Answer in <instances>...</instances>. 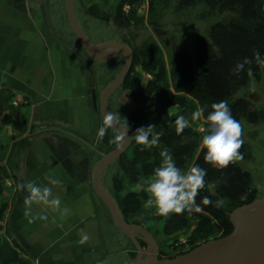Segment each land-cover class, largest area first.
<instances>
[{"label": "crops", "instance_id": "1", "mask_svg": "<svg viewBox=\"0 0 264 264\" xmlns=\"http://www.w3.org/2000/svg\"><path fill=\"white\" fill-rule=\"evenodd\" d=\"M66 9L65 0H0V238L19 250L23 264H117L115 221L93 186L115 135L112 128L102 140L97 135L104 119L92 93H102L100 68L83 56ZM89 22L94 35L102 26ZM86 36L95 45L114 41ZM27 182L52 187L60 199L56 211L33 204L32 215L47 220L24 216L28 193L20 185Z\"/></svg>", "mask_w": 264, "mask_h": 264}, {"label": "trees", "instance_id": "2", "mask_svg": "<svg viewBox=\"0 0 264 264\" xmlns=\"http://www.w3.org/2000/svg\"><path fill=\"white\" fill-rule=\"evenodd\" d=\"M172 1L149 0L147 19L138 13V0L119 1L115 7L113 18L107 12H104L106 15H101L98 12L95 16L106 22H113L121 28H130L132 32L144 23L157 29L159 23L156 18L162 11L170 7ZM176 1L179 8L192 9L205 3L210 9V14H215V9L219 8V10L230 11L233 15L213 23L207 28L205 34L194 35L190 47L177 45L174 58L170 63V71L167 70L156 43L150 42L138 46L131 42L129 45L124 41L132 48L134 62L142 60L143 68L153 75V79L146 82H143L139 76L130 81L128 88L135 108L131 111L129 120L133 122L134 127H139L137 124L145 127L154 124L156 125L155 131L163 130L164 133L160 138L159 145L153 148H143V146L137 145L135 140L132 141L130 147L134 148V156L129 158L128 164H137V170L132 169L148 178L161 164V150L167 148L177 167L182 171H187L193 165H199L206 169V186L196 197V203L204 209L203 212L170 214V217H174L175 224L171 223V219L165 221L164 230L168 232L169 228H172L171 225H175V229L181 226L190 229L195 224L196 232L207 234V230L208 232L211 230V225L221 222L219 225L225 227L224 235H227L233 230L230 213L237 207L255 200L253 197L255 191L249 186V176L237 165L236 161L223 170L215 169L205 163L204 151L199 150L198 133L186 128L183 133L177 135L175 124H173L175 118L170 112V108L178 106L181 108L180 115H184L186 111L191 114L197 104L204 109L203 115L206 119L212 111L213 103L227 101L232 116L241 123V118L247 111V104L244 98L232 101V96L239 88L246 85L249 77L259 78L264 74V67L258 65L254 59L256 51H259L261 58H264V0ZM126 5L130 8L127 13L124 11ZM244 58H248L252 63L246 64L242 71L234 74L232 70L235 65L238 62H243ZM249 71H251V75H249ZM130 75L124 83L128 81ZM241 149L240 151H242ZM126 153L127 151L119 158L122 165L123 163L127 165ZM138 154L139 158L144 156L143 158L146 160L139 163ZM213 182H217L214 189L215 195L208 188V185ZM245 194L246 199H241V196ZM206 196L211 199L212 204L204 205L202 203ZM117 199V203L129 223L140 225L149 230L143 223L131 220L123 198L119 196ZM218 199L225 201L224 207L217 208L215 206ZM194 221L196 223H193ZM15 256L16 254L12 253L8 243H3L1 240L0 259L2 258L5 264H11L16 261L13 259ZM7 259L11 261H7Z\"/></svg>", "mask_w": 264, "mask_h": 264}, {"label": "rangeland", "instance_id": "3", "mask_svg": "<svg viewBox=\"0 0 264 264\" xmlns=\"http://www.w3.org/2000/svg\"><path fill=\"white\" fill-rule=\"evenodd\" d=\"M66 1V0H65ZM121 0H74V11L76 18L83 29L84 32L91 39L98 41L105 40L106 38H112L114 41L120 43L127 42L129 45L136 44L142 46L146 43H156L158 49H160L161 56L163 58L164 64L168 71L171 70L170 63L174 58L175 48L177 45H184L190 47L191 40L196 34H205L207 28H209L213 23L225 18H229L233 15L230 11L215 9V14H210V9L206 4H200L192 9L179 8L177 1L173 0L170 7L161 12L156 20L159 23L157 29L152 28L148 23L140 25L138 28L134 29L133 32L130 28H121L113 22H106L104 20L98 19L95 15H103L104 12L111 15L113 18L115 14V7ZM138 13L139 15L147 16L149 14V0H138ZM129 6H125V13L129 11ZM93 10V11H92ZM117 10V8H116ZM92 12V13H91ZM106 15V13L104 14ZM67 24L72 27L69 22L67 9H66ZM92 20L95 25L102 26L97 27V33L92 35L93 28L91 22L87 23V20ZM83 24V26H82ZM93 25V24H92ZM94 25V26H95ZM108 25V27H106ZM96 27V26H95ZM99 28V29H98ZM109 29V31H108ZM72 33L76 34L73 27ZM129 46L128 44L124 43ZM130 47V46H129ZM131 48V47H130ZM132 49V48H131ZM83 56L89 61H94L100 68V91L102 92L120 73L125 65V59L119 58L110 62H98L94 60L85 50H81ZM142 60L135 61L134 66L128 81L122 84L115 93L110 97V112L119 113L120 123L122 125H128L129 134L131 142L134 141L133 134L138 127H134L132 121L129 120V115L131 111L135 108L133 98L129 92V83L132 78L139 76L143 82L149 79H153V75L145 70L141 64ZM246 85L239 88V90L232 96V101L240 98H244L247 104V111L245 115L241 118V125L243 127L242 139L244 141L242 151V160H237V165L248 174L249 176V186L255 191L254 198L260 199L264 198V74L257 77H249ZM255 96V99H252ZM109 104V102H108ZM200 108L197 104L194 111ZM170 112L176 119L181 113V108L178 106L171 107ZM189 111L184 113V116L189 120V129L192 132L198 133V140L201 142L202 136L205 134L201 132V128H206V119L204 115L201 119L193 121L191 119ZM175 121V120H174ZM173 124H175L173 122ZM139 127L142 125L137 124ZM114 135L117 133L112 129ZM194 138V137H191ZM190 140V139H189ZM121 142L114 144L113 149L119 147ZM127 150L125 159L127 160V165L119 161V158L110 163L103 172L104 187L106 192L118 202L117 197H121L124 200V204L128 209L129 218L131 220L143 223L151 231L154 239L158 245V256L160 259L174 258L185 254L197 246L205 243L209 240L221 238L225 236V227H220L219 223L215 222L211 225V230L207 234L203 232H196L195 224L188 229L187 227H179L175 229V225H171L166 232L164 230L165 221L171 219V223L175 224L174 217H162L155 214L156 209L145 208L144 202L149 198V194L140 191H131L132 187L140 181H144L145 185L148 179L152 176L150 175L146 178L143 174H138L136 172L137 164H128L129 158L133 157L134 148L129 147ZM139 154L137 160L139 163L146 160ZM135 168V169H132ZM139 169V168H138ZM101 205L109 211L108 207L100 199ZM118 204V203H117ZM119 206V205H118ZM120 207V206H119ZM122 211V210H121ZM110 212V211H109ZM231 214V213H230ZM193 223H196L194 221ZM116 225V238L118 239L116 250H115V263L117 264H130L135 261L139 253H143V258H145V253L149 249V244L143 240H138V246L134 243L132 238L122 229ZM0 238L3 243H8L12 253L16 254L17 257L16 264H23L22 258L19 256V250L15 248L14 245L10 244V241L3 236ZM206 239V240H205ZM1 241V240H0Z\"/></svg>", "mask_w": 264, "mask_h": 264}, {"label": "clouds", "instance_id": "4", "mask_svg": "<svg viewBox=\"0 0 264 264\" xmlns=\"http://www.w3.org/2000/svg\"><path fill=\"white\" fill-rule=\"evenodd\" d=\"M255 62L264 67V58H261L260 52L254 53ZM252 63L248 58H244L243 62H238L232 70L234 74L242 71L246 64ZM251 75V71H249ZM212 111L206 117V128H201V132L205 133L202 136L199 144V150L204 151L205 163L211 165L218 170L226 169L230 164L237 160H242L243 155L240 149L244 143L242 139L243 127L236 120L227 104V101H220L211 105ZM204 109L197 108L191 115L193 121L201 119ZM119 113H106L103 120V126L97 131L98 137L102 140L109 128H113L120 122ZM175 131L177 135L183 133L186 128L190 127L189 120L184 115H178L174 121ZM122 134L115 135L109 143L116 144L123 141L124 136L128 134L129 128L126 125H121ZM156 125L149 124L146 127L141 126L135 130L133 138L137 145L143 148H153L159 145L160 138L164 134L163 130L155 131ZM142 148V150H143ZM162 158L159 167L154 169L153 175L148 179L145 185L144 181L137 182L131 189L133 192L144 191L149 194V198L144 202L145 208L156 209L155 214L167 217L170 214H189L201 213L203 208L196 203V197L199 192L205 188L207 170L199 165L191 166L187 171H182L177 167L173 156L167 148L160 152ZM51 185H58L60 182L57 179H50ZM217 186V182L208 185L210 191H213ZM21 190H26L28 195L24 197V216L29 219V223L35 220H47L46 215L33 216V204L43 205L51 208L53 211L59 209L61 201L58 197L53 196L52 187L37 185L34 182H27L20 185ZM241 199H246V194L241 196ZM202 203L204 205L212 204L209 197H204ZM225 201L218 199L215 206L217 208L224 207ZM88 237L83 236L81 243L86 242Z\"/></svg>", "mask_w": 264, "mask_h": 264}, {"label": "water", "instance_id": "5", "mask_svg": "<svg viewBox=\"0 0 264 264\" xmlns=\"http://www.w3.org/2000/svg\"><path fill=\"white\" fill-rule=\"evenodd\" d=\"M67 15L83 49L98 62H110L119 58L125 59V65L113 81L102 91L98 98L93 90L92 100L96 114L104 119L109 113L108 101L115 91L125 82L133 68L132 49L118 41L103 44H92L81 28L74 11V0H66ZM255 99V96H252ZM57 124L78 132L89 140L94 137L82 129L58 121ZM121 123L112 128L122 134ZM131 138L128 132L119 147L104 154L93 171V186L103 203L108 207L117 226L125 231L138 248V240L143 239L149 244L145 253H139L137 259L130 264H264V198L237 207L230 215L233 230L217 239L209 240L191 251L174 258L160 259L158 245L152 233L146 228L129 223L116 201L106 192L102 184V174L107 166L122 156L130 147Z\"/></svg>", "mask_w": 264, "mask_h": 264}]
</instances>
